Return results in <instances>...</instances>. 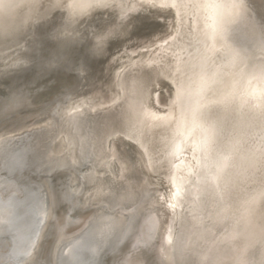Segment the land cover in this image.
<instances>
[{
	"label": "bare ground",
	"instance_id": "1",
	"mask_svg": "<svg viewBox=\"0 0 264 264\" xmlns=\"http://www.w3.org/2000/svg\"><path fill=\"white\" fill-rule=\"evenodd\" d=\"M152 1L155 2L157 7L160 6L159 8L164 17L163 19L168 18L174 28V31L168 34L166 33L168 31L166 29L167 27H162V33L164 32L166 34V38H168L169 41H166L168 42L167 45L160 46L159 53L151 58L153 61H159L164 64V75L171 87V93L169 95L166 94L165 101L169 107L176 109V115L178 112L180 116L179 125L173 130L171 138L175 139L178 137L177 135L180 131L183 132V128L180 125L182 122L181 118H183L185 120V128L191 131V133H184L185 135L189 134V138H185L184 136V141L189 146L187 149L190 151V148L194 146L193 144L197 142L195 133L201 134V129L206 127L205 122L200 118L201 114L207 111L220 110L221 106L216 103L217 99L224 93L231 91L234 93V99L228 109L227 121L223 131L226 134H230V132L234 133L232 145L230 147L246 146L251 135H259L261 151V156H258L259 158L252 155L251 157H244V159L236 163V167H231L228 162V157L222 153L223 155L215 161V164L209 167L210 175L204 177L202 174H199L195 184L188 186L189 188L187 187V190L182 186V181L176 180L177 177L173 174V172H175L174 168L177 167L173 165L174 159H167L163 162V167L166 169L165 172H168L165 173L167 174V180H169L171 185V190L168 189V191H171L170 199L168 198L171 200V216H169L171 219L168 218L170 220V226L162 243L161 264H264V107H253V104H260L262 99H264V97H262V94H264V77H262L257 70L261 65H264V0H143V2ZM124 2L122 0H0V25H7L6 32L0 30V36L5 37L11 35L10 37H12V35H17L22 28L21 26L26 24L31 18H33L35 22L38 21V23L45 19L46 16H49V19H63V21L72 22L75 18L83 17L84 15L91 16L94 13L96 14L98 9L101 10L104 7H115L121 15H126L127 11L134 8L136 3L134 2L135 4L132 3L134 5L128 6L129 4H124ZM171 4H175L176 7L172 8L166 6ZM6 5H12V7L6 8ZM192 5H198V7H193ZM142 9L143 8H141V10ZM51 15H55L58 18ZM77 22L75 23L77 24ZM157 23H159L158 27L161 28L163 21ZM27 27H25V29ZM104 27L103 25L92 27L91 30L87 31L89 33H77L78 31L75 32L76 29L75 31L73 30L74 32H72L71 35L66 34L59 37V39H55L54 42H52L53 44H51V46L49 45V49L52 53V58L50 57L51 61L53 64L55 62L59 64V61L61 62L63 59H68L67 54L61 50L62 48L64 49V47L65 49L70 48L73 44L85 38H89L93 41L92 53L95 54V60L101 61L105 66L108 65L109 70L106 73L103 70H99L100 76L104 78V81L102 88H99L100 90L98 95H96L95 101H93L95 104L82 101L81 105L82 107L85 106V109H90L93 105L94 107L95 105L103 107L102 105L105 104L122 103L124 105L122 120L120 119L118 127L107 128L105 134H108L107 136L110 134L114 136L117 135L122 141L128 140L129 142H134V144L136 143L139 146L136 148L142 149L144 152L148 151L147 167H152L155 170L156 166L152 161L153 159L151 160V157H149L152 152L149 143H151L152 140L149 137L150 135L148 136L149 131L147 128L151 120L156 118V113L153 112L152 104H160V101H162L160 98L163 96L160 97L159 95H155L148 89H146L147 91L137 90L125 84L123 81L124 74L122 73L127 66V61L131 53L135 51L132 49H134V45H137L135 44L136 41L127 40L114 51L111 46L112 41L109 40V35L115 30L112 29V31H108V28ZM67 29H69V27ZM120 34L123 33L120 32ZM133 36L135 38V35ZM1 40L5 41L4 38ZM19 43L15 45L18 46ZM4 44H6V42ZM17 46L12 47V49L17 48ZM37 46L39 45L37 44ZM2 47H0V61H3V65L0 67V85L3 83L8 84L7 81H10V79L8 80L9 74L27 65L30 60V58L27 60L28 55L24 56L23 51L18 50V52H16V50L11 60L7 61L8 63H4L11 55L9 54L10 50L8 47L7 49ZM18 48L20 49V47ZM31 61L33 62V60ZM77 68L78 73H83V70L79 68V66H77ZM128 71L127 73H129ZM87 77L89 81L92 82L91 74H87ZM162 80H164V78ZM146 87L145 85L142 89ZM7 97L4 99L1 98L3 101L0 102V120H4V117H10L11 114L14 116V113L17 115V110L29 101L27 98L22 99L23 97L18 100L13 96ZM26 107L25 110L27 109ZM52 110H56L55 113L57 115L63 114L61 110L66 111L63 107L54 108ZM52 110H40L38 113L36 112L34 114L31 111V115H29V111L28 114L23 116L17 115L19 118L17 117V121L13 120L14 123L12 122L11 124L8 122L10 125L0 130V153L2 154L4 150L7 151L8 149L5 148L9 144L11 146V143H14L16 139L18 140L19 135L23 133L31 135L34 131L45 127L46 125L44 124L45 122L43 123L42 118L45 117L47 120L49 119L48 121L54 119L51 113ZM81 111L82 108L71 109L69 114L64 113L71 118H75ZM34 116L37 117V120L34 119L36 118ZM29 118L32 120L28 121L27 119ZM50 122L52 123V121ZM50 122H46V124ZM164 123L165 122H163V124ZM154 128L156 129L155 125ZM150 131H152V129ZM149 134H151V132ZM58 136L59 135H57L55 137L57 139L53 140L50 144H42L44 138L40 137L39 143H36L35 146L37 144L41 145V147H39L43 149H39L40 151L37 152L34 157L31 156L33 159H30V162L29 160L27 162L20 159L21 161L18 160L16 165H14L15 163L10 164L9 166L11 169L17 172L14 175L11 174V177H3L1 175L2 168L0 169V263L2 261L5 262V264H44L43 262L49 264H96L98 256L104 253L113 243L118 242L123 237L128 227L124 217L118 215L114 210L108 213L102 212L98 215H94L91 211H86L88 203L92 204L108 201L111 207H117V205H121L122 207L130 202L126 197L127 195L117 196L113 192L114 189H111L110 184L108 185V183H106L108 181L102 179L104 175H116L113 166L108 164L104 159L109 153L107 149L112 151V149H110L111 144L109 140L101 143L102 148L99 149V151L96 150L98 153H95L97 157L94 166H92L94 168L89 172V177H91L90 184L87 183V185H89V191L86 192L84 189L86 194L77 202V205L75 204V207H80L82 212L74 216V205L69 199V191H72L74 183L72 179H68L67 176L61 174L64 167L68 164V161L63 157L64 151H66L64 141L62 144V138ZM25 138V136L22 138L20 137L22 142ZM27 138L30 139L31 137L27 136ZM30 141L31 140H29V142ZM35 141H33V144ZM84 147H86V145ZM116 148L113 149L111 152L112 154L116 152ZM194 148L197 147L194 146ZM31 149H34V147L32 148L31 146ZM83 149L86 150L85 148ZM86 153L87 152H85V155ZM245 153L243 154L245 155ZM12 155L14 154L12 153ZM88 155L90 154L88 153ZM66 156L68 157V155ZM180 156L179 158H181ZM225 157H227L226 161L223 159ZM3 158H5V156ZM6 162L8 163V161ZM193 166L194 165H192V167ZM251 166L255 167L253 171H251ZM70 168L69 170H71ZM87 168L89 167L87 166ZM79 169H77V171ZM26 171H28V173ZM3 172H5L4 169ZM258 173L260 177L256 176ZM164 178L162 177V179ZM223 178H225V189L229 190H238V187L241 185L240 181L243 182L244 180H254L255 182H260L261 185L254 183L255 185L250 188L251 190L248 191L245 189L237 198L235 196L237 200L233 202V206L227 205L228 200L227 203L221 201L222 193H216V197L209 199L210 204L208 206L206 204V206H204V204L201 203L202 201L198 202L195 199L196 194H200L205 187L211 186L212 184H216L218 187V184ZM192 181L193 180H191V182ZM247 183L248 182H246V184ZM75 189H78V186ZM79 194L80 193H78V195ZM202 195L204 196V194ZM200 197L201 196H199V198ZM90 209L92 208L90 207ZM195 212L196 214H194ZM4 224H8L7 229H4ZM131 229L132 228H130V230ZM46 230L50 231L45 233ZM155 230L156 219L154 217H146L141 221L140 234L143 238H151ZM126 235L128 236V234ZM39 244L43 245L41 248L43 249V260L40 259L39 262L34 260V262L32 259L34 256L32 257V254L37 245L40 250L41 246ZM132 264H137V262H133Z\"/></svg>",
	"mask_w": 264,
	"mask_h": 264
},
{
	"label": "rangeland",
	"instance_id": "2",
	"mask_svg": "<svg viewBox=\"0 0 264 264\" xmlns=\"http://www.w3.org/2000/svg\"><path fill=\"white\" fill-rule=\"evenodd\" d=\"M122 1L123 2L125 1L124 4H127V5L129 4L128 6H132L136 3L135 7L128 10L126 15H121L118 12L117 8H115V7H104L101 10L98 9L97 10L98 12L96 14L94 13L91 16L84 15L83 17L75 18L72 22H69V21L67 22L65 20L63 21V19H61V20L49 19L48 18L49 16H46L45 19L41 20L38 23V21L35 22V21H33V18H31L30 20H28V22L26 24H23L21 26L22 28L20 29V32L18 33L19 35L18 34L15 36L12 35V37H10L11 35H8V36H5L6 38L4 36H0V43H1L0 47H2L3 45L5 47L3 46L2 48L7 49V47H8V49L10 50L9 54L11 55L8 59H6L4 61V63L11 60L12 56H14V54L16 52H18V50L23 51L24 56L28 55L27 60H29V58H30L27 65H25L24 67L18 68L16 71L9 74L8 80L10 79V81H7L8 84L3 83L2 85H0V102L3 101V100H1V98L4 99L7 96H8L7 98L12 97V96L16 97V100L21 99L22 97H23L22 99H25V98L29 99L27 104L21 106L17 110V112H18L17 115H21V116L28 114L29 111H30L29 115H31L32 112L34 114L36 112L38 113V111H40V110H45V109L52 110L54 108L57 109V108L63 107L66 110V111L61 110V113H63L62 115H57L55 113L56 110L55 111L52 110L51 113H52V116L54 118V119L50 120V121H52V123L50 121H48L49 119L47 120L45 117H43L42 120H43V123L45 122L44 124L46 126L34 131L33 132L34 135L33 134L28 135L26 133L19 135L18 140L16 139L14 143H11L12 147L9 144L5 148L8 150L10 149L9 151L4 150V151H2V154L0 153V159H1L0 160V164H1L0 169L2 168L1 175L3 177H8V178H9V176L11 177L12 175L16 174L17 172H15L14 170L11 169V167L9 166L10 164L15 163L14 165H16L18 160L19 161L25 160L27 162L29 160V162H30V159L32 160L33 159L32 157H34L37 154V152H39L41 149H43V148H40L41 145L37 144L38 146L37 145L35 146L36 143H39L40 137L44 138L42 141V144H45V143L50 144L53 140H56L57 138H55V137L57 135H59L62 138V144L64 141V146L66 147L65 148L66 151L68 150L67 152L64 151V154H63V157L66 158V160L68 161V164L64 167L61 174L67 176L68 179H72V181L74 183V187H73L74 190L72 189V191L71 190L69 191V199L72 202V204L74 205L73 215L77 216L82 211L80 210V207L77 208L75 206L77 205V202L82 198V196L84 197L86 192L89 191L88 190L89 185H87V183L90 184L89 182L91 180V177H89V172H91L94 168L92 166H94V163H95V160L97 157V155L95 153H98L99 149L102 148L101 143L109 140V142L111 144L110 149H112V151H113V149L117 147L116 152H114L112 154L111 153L112 151L107 149L109 153L107 154L108 156L104 157V159L108 164H111L113 166V170L116 173V175L108 174L109 177L107 175H104L102 179H104V180L106 179V181H108L106 183H108V185L110 184L111 189L112 188L114 189V190L113 189L112 190L117 196H122V195L126 196L127 195L126 197L130 200V202L126 203L122 207H121V205H117V207H111L109 205L108 201H102L99 203H92V204L88 203L87 204L88 206H86V207H88V208H86V211L87 212L91 211L94 215H98L99 213H102V212L108 213V212L114 210L118 215H120L121 217H124L125 223L129 227V229L127 227L126 231L123 234V237L118 242L113 243V245H111L104 253H101L100 256H98L96 264H132L133 262L134 263L137 262V264H146V259H145L146 255L149 259H151L154 262V264H161L162 243H163V240L166 236L167 230L170 226V220L168 218L171 219V217H169V216H171V203H170L171 200H169L170 199V192H171L170 191L171 185H170L169 180H167L168 179L167 174H165V173H168V172H165L166 169L163 167V162L166 161L167 159H171V158H172V160L173 159L175 160V161L173 160V165L175 167L176 166L177 167L174 168L175 172H173V174H175V176L177 177L176 180L178 179V181H180V182L182 181L181 182L182 186H184L185 189L187 190L189 188L188 186H191V184L192 185L195 184L199 174H202L204 177L209 176L210 175L209 174V172H210L209 167H211V165H214L215 161H217V159L223 154H225L228 157V162H229L231 167H236V163L239 160L244 159V157H248V156L251 157V155H252V156H255L256 158H259L261 156L260 142H259L260 136L254 135L255 136L254 137L253 135H251L247 141L248 143L246 144V146L242 145V146H237V147H230L232 145V137H234V133L230 132V134H226L225 132H223L219 136V138L216 139L214 142H211L207 146H204L202 144V141H203L202 135L196 132L195 137H196L197 142H196V144H193V145L197 148H194V146H193L192 148H190V151H188L187 148L189 146L184 141V136H185V138H189V134L185 135L184 133L185 132L191 133V131H188L185 128L186 127L185 120L183 118H181L182 122L180 125L183 128V129L181 128L183 130V132L180 131V133L177 135L178 137H176L175 139L171 138V134L173 133V130L177 127V125H179L178 123L180 120V116L178 115V112L176 115L177 110L169 107L167 105V102L165 101L166 94L169 95L171 93V87H170L169 81L165 78V75H164V69H163L164 64H162L159 61H153L151 58L155 57L156 54L159 53V47L160 46L167 45L168 42H166V41H169V39L166 38V34L164 32L162 33V31H163V30H161L162 27H164V28L167 27L166 29L168 31L166 33L171 34L172 31H174L173 25H172V23H170V20L168 18L163 19L164 17L162 15V12H160L161 11L159 8L160 6L158 5L159 7H157V5L155 4L154 1H152V2H143V0H135V1L134 0L133 1L132 0H122ZM132 3H134V4H132ZM139 6H141V7H139ZM141 8H143V9L141 10ZM51 16H55V15H51ZM138 16H141V17H138ZM56 18H58V17H56ZM153 18H154V21H153ZM93 19H94V21H93ZM145 19H146V21H145ZM161 21H163V25L161 24L162 26H161V28H159L158 27L159 23H157V22H161ZM75 22H77V24ZM66 23L67 24L69 23V24L67 25ZM70 23H71V25H70ZM125 23H127V24H125ZM63 25H65V26H63ZM66 25H67V27H66ZM72 25H73V27H72ZM98 25H100V26L103 25V27L105 26L104 28H108V31H112V29L115 30V31H112L109 35L110 36L109 40L112 41V43L111 42L110 43H111V46L114 49V51H115V49H118L127 40H130L133 42L136 41L135 44H137V45H134L133 46L134 49H132L133 51L134 50L135 51L131 53L129 60L127 61V66H126L127 69L125 68L124 72L122 73V74H124L123 75V81L125 82V84H127V86H129V87H133L134 89L136 88L137 90H143L144 91V90L148 89L149 91L151 90V92H153L155 95H159L160 97L163 96L160 98V100H162V101H160V104L155 103V102H154L155 105L152 104L153 105L152 106L153 112L156 113V118L151 120V123H149L148 128H147L149 133L151 132V134L148 133V136L150 135L149 137L152 140V142H151L152 144L149 143V147L151 146V149H152V152L150 153L149 157H151L150 158L151 160L153 159L152 161L156 166L155 170L152 167H147L148 166V163H147V158H148L147 152L148 151L144 152V151H142V149L140 150L139 148H136L138 145L136 143L134 144V142H129L128 140L122 141V139H119L117 137V135L114 136V135L110 134L111 136L110 135L107 136L108 134H105V131L107 130V128L118 127L120 119L122 120L123 107H124V105L122 103L105 104V105H102L103 107H99L97 105H95V107H94V105H93V106H91L90 109H85L84 108L85 106L82 107V105H81L82 101H88L89 104L90 103L95 104V102H93V101H95L96 95H98L99 90L102 88V84L104 81V78L100 76L99 70H103L105 73L109 70L108 65L105 66V64H103L101 61L95 60V54L92 53L93 41L89 38H85L84 40L80 41L81 43L78 42L76 44H73L75 46L72 45L70 48H66V49L64 47V49L62 48L61 50L64 51L65 54H67L68 59H63L61 62L59 61V64H58V62H55L53 64L51 61L52 53H51V50L49 49V47L51 46V44H53L52 42H54L55 39H59V37H62V35L63 36L66 34L71 35L72 32H74L76 29L77 30L75 32L78 31L77 33H83V32L86 33L87 31L91 30L92 27H96ZM109 25H111V26H109ZM25 27H27V28L25 29ZM68 27H69L71 32L69 31V29H67ZM129 27H130V29H129ZM116 29H118V30H116ZM120 32L123 34H120ZM87 33H89V32H87ZM133 35H135V38ZM3 38L5 39V41L1 40ZM153 41L155 42V44ZM5 42H6V44H4ZM7 42H9V43H7ZM85 42H87V43H85ZM144 42H146V43H144ZM147 42H148V44L150 43L149 44L150 46L147 44ZM162 42H163V44H162ZM17 43H19L18 46L15 45ZM37 44L39 46H37ZM82 45H83V47H82ZM14 46H17V48L12 49V47H14ZM146 46H148V47H146ZM18 47H20V49ZM136 51L137 52L139 51V52L137 53ZM69 55H70V58H69ZM46 58H48V59H46ZM31 60H33V62ZM71 61H72V63H71ZM140 62H142V63H140ZM74 64H76V65H74ZM145 64H147V65H145ZM2 65H3V61H0V67ZM77 66H79V68H81L83 70V73L77 72V69H78ZM129 66H130V68H129ZM19 69H21V70H19ZM127 71L130 74L127 73ZM87 74H91L92 82L89 81ZM33 77H34V79H33ZM124 78H125V80H124ZM163 78H164V80H162ZM163 84H164V86H163ZM145 85L147 87L142 89V87H144ZM16 88H18V89H16ZM153 89H154V91H153ZM8 90L10 91V93ZM14 92H16V93H14ZM26 105H27V107H26ZM25 107L27 108L26 110H25ZM70 108L72 110L82 108V111L80 113H78L75 118H71V117L67 116V114H69V111L71 110ZM22 111H24L25 113ZM64 112L67 114H65ZM17 115H16V113H14V116L11 114L10 117L8 116V118L4 117L5 121L3 119H1L0 120L1 121L0 122V130L9 126L10 123L11 124H12V122L14 123L15 120L17 121V117H18ZM157 116H160V117H157ZM34 117H36V116H34ZM34 119L37 120V117ZM2 120H3V122H2ZM27 120L30 121L32 119L29 118ZM35 120H33V121H35ZM44 120H46V121H44ZM8 122H10V123H8ZM46 122H50V123L46 124ZM163 122H165V123L163 124ZM157 124H158V127H157ZM154 125H155L156 129L154 128ZM160 126H162L164 128H162ZM166 126H167V128H166ZM157 128L158 129L160 128L161 130L160 129L158 130ZM151 129H152V131H150ZM86 130H88V131H86ZM39 133H40V135H39ZM42 134H43V136H42ZM23 135L26 137L25 140L23 141L24 143L22 142V139H20V137L21 138L24 137ZM35 135H38L39 137L35 136ZM27 136H30L31 138L29 139V138H27ZM76 139H78V140H76ZM29 140H31V141L29 142ZM44 140L47 142H45ZM250 140H251V142H250ZM33 141H35L34 144H33ZM71 141H72V143H71ZM80 141L81 142L83 141V142L81 143ZM254 142H256L257 144ZM29 143H30V146H29ZM88 143H89V145H88ZM97 143H98V145H97ZM12 144L14 145V148H13ZM26 145H28V146H26ZM85 145H86V147H84ZM31 146H32V148L34 147V149H31ZM79 146H80V148H79ZM82 147L88 151L84 150ZM154 148H156V149H154ZM250 148H252V149H250ZM255 148H257L259 150L255 149ZM17 149H19V150H17ZM81 149H83V150H81ZM131 149H133V150H131ZM184 149H185V151H184ZM230 149H232V150H230ZM21 150H23V151H21ZM96 150H98V151H96ZM177 150H181V151H177ZM11 151L14 155H12ZM32 151H34V152H32ZM79 151H81V152H79ZM85 152H87L86 153L87 156L85 155ZM22 153H23V155H22ZM83 153H84V155H83ZM88 153L90 155H88ZM243 153H245V155ZM133 154H134V156H133ZM188 154L191 156H189ZM66 155H68V157ZM166 155H168V156H166ZM4 156L6 159L3 158ZM179 156L181 158H179ZM188 156L190 157V159ZM203 156H204V158H203ZM14 158L16 159V161ZM22 158H24V159H22ZM140 158H141V160H140ZM183 158H184V160H183ZM92 159H93V161H92ZM5 160L8 161L9 164ZM76 160H78L79 162ZM160 160H162V161H160ZM196 161H198V162H196ZM92 162H93V164H92ZM142 162H144V163H142ZM83 163H85V164H83ZM5 164H7V165H5ZM3 165H5V166H3ZM192 165H194V166L192 167ZM81 166H82V168H81ZM87 166L89 168H87ZM112 166H111V168H112ZM195 167H197V168H195ZM69 168L71 170H69ZM250 168L252 169L251 171H253L255 167L251 166ZM3 169L5 172H3ZM77 169H79V170L77 171ZM152 169H153V171H152ZM6 171H9V172H6ZM28 171H26V172L28 173ZM182 172H183V174H182ZM161 173H162V175H161ZM250 174H251V172H250ZM250 174H248V175H250ZM256 176L260 177V174L258 173ZM162 177L163 178L165 177V178L162 179ZM189 177H190V179H189ZM183 179H185V180H183ZM224 179L225 178L221 179L220 183L218 184V187L216 184H212L211 186L205 187L203 189L204 192L203 191L201 192L202 194H204V196L201 193L196 194L195 199L198 202L202 201L201 203L204 204V206H206V205L208 206L210 204L209 199H211L212 197H216V195L218 193H222L221 201L224 203H227V200H228L227 205L233 206L234 205L233 202H235V200H237L236 198L238 197V195L242 191H245V189L248 191L251 190L250 188L255 185L254 183L261 185L260 182H255L254 180L253 181L244 180L243 182L240 181L241 185L238 187V190H229V189H225L226 186L224 185ZM191 180H193V181L191 182ZM114 181H115V183H114ZM161 181H163V182H161ZM116 182H118V183H116ZM246 182H248V183L246 184ZM222 185H224V186H222ZM242 185L245 187H243ZM77 186H78V189H75V188H77ZM166 186H167V188H166ZM168 186H169V188H168ZM221 186L223 188V191H222ZM240 188H242V189H240ZM84 189L86 190V192H84L85 191ZM118 189H119V191H118ZM168 189H170V190L168 191ZM82 190H83V192H82ZM127 190H129V191H127ZM211 190L213 192L215 191L214 192L215 195ZM134 191H135V193H134ZM72 192H77V193H72ZM78 193H80V194L78 195ZM128 193H130V194H128ZM226 194L228 195V197ZM129 195H131V196H129ZM232 195H234V196H232ZM76 196L77 197L80 196V197H78L79 199ZM199 196H201V197L199 198ZM209 196H211V197H209ZM235 196H236V198H235ZM135 202H136V204H135ZM90 207L92 209H90ZM132 213H134V214H132ZM135 214H136V216H135ZM194 214H196V212ZM146 217H154L156 219V230H155L154 235L151 238H143L140 234V223ZM137 219H139V220H137ZM130 221H132V222H130ZM168 221H169V223H168ZM135 224H136V226H135ZM130 225H133V226H130ZM3 227H4V229H7L8 224H4ZM130 228H132L133 230L132 229L130 230ZM46 231H45V233H48L50 230H46ZM126 234H128V236ZM124 235H126V236H124ZM134 235H136V236H134ZM126 237H129V238H126ZM134 243H136V244H134ZM140 244H141V246H140ZM40 246H41L40 250H39V247L37 245L33 251V254H32V257L34 256L32 258L33 261L36 260V262H39L40 259L43 260V256H44L43 252H42L43 249H41L43 245H40ZM116 250H118V251H116ZM129 252L130 253L133 252V253L130 254ZM43 263L49 264L47 262H43ZM0 264H5V262L1 261Z\"/></svg>",
	"mask_w": 264,
	"mask_h": 264
},
{
	"label": "snow or ice",
	"instance_id": "3",
	"mask_svg": "<svg viewBox=\"0 0 264 264\" xmlns=\"http://www.w3.org/2000/svg\"><path fill=\"white\" fill-rule=\"evenodd\" d=\"M167 7L175 8V4L166 5ZM193 7H198V5H192ZM12 7V5H6V8ZM7 15V13H6ZM0 30L6 32L7 25H0ZM262 77H264V65H261L258 69ZM264 97V94H262ZM234 99V93L229 91L219 96L216 103L220 105V110L218 111H207L201 114L200 118L205 122L206 127L201 129V135L203 137V145L207 146L209 143L214 142L224 131V125L227 121V113L230 105ZM255 108L264 107V99L260 104H253ZM224 161L227 160V157L223 158ZM222 166V164H221ZM146 264H154V262L145 256Z\"/></svg>",
	"mask_w": 264,
	"mask_h": 264
},
{
	"label": "water",
	"instance_id": "4",
	"mask_svg": "<svg viewBox=\"0 0 264 264\" xmlns=\"http://www.w3.org/2000/svg\"><path fill=\"white\" fill-rule=\"evenodd\" d=\"M76 98V97H75Z\"/></svg>",
	"mask_w": 264,
	"mask_h": 264
}]
</instances>
